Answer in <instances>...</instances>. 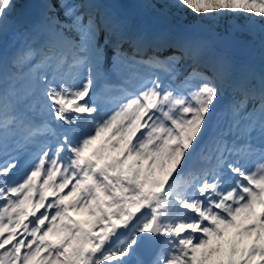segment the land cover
<instances>
[{"label":"snow or ice","instance_id":"6c2138e0","mask_svg":"<svg viewBox=\"0 0 264 264\" xmlns=\"http://www.w3.org/2000/svg\"><path fill=\"white\" fill-rule=\"evenodd\" d=\"M135 7L0 0V264H264V0Z\"/></svg>","mask_w":264,"mask_h":264},{"label":"trees","instance_id":"16d2710c","mask_svg":"<svg viewBox=\"0 0 264 264\" xmlns=\"http://www.w3.org/2000/svg\"><path fill=\"white\" fill-rule=\"evenodd\" d=\"M145 15V14H144ZM146 16L148 23H154L160 27H167L172 29L176 35H180L186 32L196 33L199 31L206 30L210 25L206 20H200L199 18L193 17L191 14L176 13L168 15L165 18H156L154 16ZM228 23L243 24V18L232 19V20H221L219 21V27L223 29Z\"/></svg>","mask_w":264,"mask_h":264},{"label":"water","instance_id":"95a60500","mask_svg":"<svg viewBox=\"0 0 264 264\" xmlns=\"http://www.w3.org/2000/svg\"><path fill=\"white\" fill-rule=\"evenodd\" d=\"M109 3L115 4L123 11L131 13H142V10L137 9L135 5L141 2V0H108Z\"/></svg>","mask_w":264,"mask_h":264},{"label":"rangeland","instance_id":"374dc122","mask_svg":"<svg viewBox=\"0 0 264 264\" xmlns=\"http://www.w3.org/2000/svg\"><path fill=\"white\" fill-rule=\"evenodd\" d=\"M141 15H140V18H142V19H144L145 21H146V16L143 14V13H140ZM148 23V22H147ZM160 28H162V27H160ZM162 29H165V30H168V31H170V32H172L173 34H176V33H174V31L172 30V29H169V28H167V27H163ZM190 32H187L186 34H189Z\"/></svg>","mask_w":264,"mask_h":264},{"label":"bare ground","instance_id":"6f19581e","mask_svg":"<svg viewBox=\"0 0 264 264\" xmlns=\"http://www.w3.org/2000/svg\"><path fill=\"white\" fill-rule=\"evenodd\" d=\"M151 24H154V23H151ZM155 25V24H154ZM172 33V32H171ZM187 33V32H186ZM186 33H183V34H186Z\"/></svg>","mask_w":264,"mask_h":264}]
</instances>
